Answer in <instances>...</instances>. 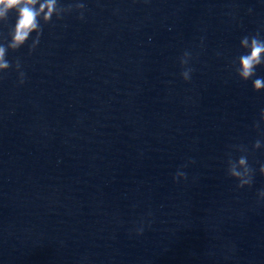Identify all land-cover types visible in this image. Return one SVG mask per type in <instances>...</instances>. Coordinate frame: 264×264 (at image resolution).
Returning <instances> with one entry per match:
<instances>
[{
	"label": "clouds",
	"instance_id": "9594fccd",
	"mask_svg": "<svg viewBox=\"0 0 264 264\" xmlns=\"http://www.w3.org/2000/svg\"><path fill=\"white\" fill-rule=\"evenodd\" d=\"M36 3V0H0V19H7L10 12H16L17 19L15 23V36L14 41L16 45L24 42L29 34L38 28L36 17L38 13L33 9L32 5ZM56 0H48L47 5H42L41 7H48L51 10L54 9ZM69 8L72 9L70 5ZM76 9H84L85 5L83 3H77L75 5ZM81 19L83 18V12L81 11ZM38 42V41H37ZM242 44L250 48L248 54L242 55L240 57V69L239 76L248 81L253 78L256 74L257 66L264 65V40L259 39L258 35L251 36V43H249V37H245L242 40ZM189 55L185 52L183 56ZM181 64L187 63V61L181 58ZM10 67L9 63L4 61V50L0 48V69H8ZM193 70L191 68L185 69L181 72V76L185 81L190 80V73ZM24 73L20 72V83L24 82ZM252 87L255 91L259 92L264 89V77H257L252 81ZM264 113V109L261 110ZM240 164H246V160L241 158ZM264 171V168H262ZM183 175L186 178L185 173H176L173 177L174 180H178V176ZM230 176L236 178L238 181L237 187L244 188L250 187L253 183V175L245 177L244 173L233 168L230 172ZM258 197L264 200V189L259 190ZM143 232V228L138 231V234Z\"/></svg>",
	"mask_w": 264,
	"mask_h": 264
}]
</instances>
